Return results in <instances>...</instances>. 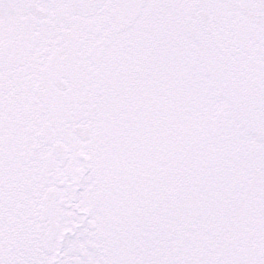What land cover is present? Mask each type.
I'll return each instance as SVG.
<instances>
[{
    "label": "snow or ice",
    "instance_id": "obj_1",
    "mask_svg": "<svg viewBox=\"0 0 264 264\" xmlns=\"http://www.w3.org/2000/svg\"><path fill=\"white\" fill-rule=\"evenodd\" d=\"M0 264H264V0H0Z\"/></svg>",
    "mask_w": 264,
    "mask_h": 264
}]
</instances>
